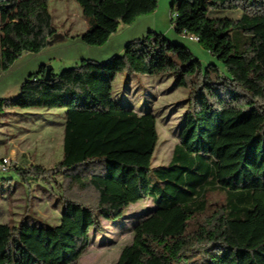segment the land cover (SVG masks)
<instances>
[{
  "label": "trees",
  "instance_id": "trees-1",
  "mask_svg": "<svg viewBox=\"0 0 264 264\" xmlns=\"http://www.w3.org/2000/svg\"><path fill=\"white\" fill-rule=\"evenodd\" d=\"M50 1L0 0V75L22 52H41L56 36ZM75 1L88 23L81 40L93 46L159 5ZM227 10L239 16H219ZM171 23L222 66H204L186 45L149 31L106 60L84 58L60 72L42 64L16 98L0 99V119L11 108L66 110L63 156L54 167L13 163L0 170L13 171L16 184L54 180L60 222L32 223L29 211L17 225L0 222V264L75 263L91 231L103 230L100 217L121 219L148 197L154 207L134 223V239L114 264H264V0H179ZM122 72L176 76L188 90L179 141L164 167H152L155 113L114 98ZM87 166L93 169L78 170Z\"/></svg>",
  "mask_w": 264,
  "mask_h": 264
},
{
  "label": "rangeland",
  "instance_id": "rangeland-1",
  "mask_svg": "<svg viewBox=\"0 0 264 264\" xmlns=\"http://www.w3.org/2000/svg\"><path fill=\"white\" fill-rule=\"evenodd\" d=\"M174 4V8L172 5ZM179 0H159L157 9L140 16L133 24H122L108 41L100 46L84 43L79 35L88 27L80 5L75 0H51L50 10L57 27V34L38 53L24 51L10 67L0 75V99H14L19 95L22 83L30 73L42 64L50 65L55 72L75 66L84 58L106 60L122 54L127 41L137 38L144 31L160 32L169 41L186 45L203 65L210 63L222 66L197 40L177 34L171 23V13L176 11ZM215 15V14H214ZM219 16L238 17L232 11L220 12ZM87 26V27H85ZM139 36V35H138ZM176 76L119 73L114 81V98L135 110L153 111L157 116L158 144L154 153L153 168L166 166L179 141L180 123L187 105L188 90L177 86ZM64 108L8 109L0 119V158L6 157L13 163L29 164L43 168L54 167L63 156ZM92 166L82 167L81 172H90ZM17 176L13 171H0V222L17 225L24 213L34 216L42 224L55 225L61 217V189L54 182L39 180L23 183L9 179ZM61 183L63 178H56ZM93 198V192H89ZM213 198H221L214 194ZM154 207L152 197L131 204L125 216L118 220L102 217L103 230L91 231V243L72 264H114L122 248L134 239V223L149 215Z\"/></svg>",
  "mask_w": 264,
  "mask_h": 264
},
{
  "label": "built area",
  "instance_id": "built-area-1",
  "mask_svg": "<svg viewBox=\"0 0 264 264\" xmlns=\"http://www.w3.org/2000/svg\"><path fill=\"white\" fill-rule=\"evenodd\" d=\"M190 38L197 40L196 37H190ZM9 165H10L9 159L6 157H2L0 160V170H6Z\"/></svg>",
  "mask_w": 264,
  "mask_h": 264
},
{
  "label": "crops",
  "instance_id": "crops-1",
  "mask_svg": "<svg viewBox=\"0 0 264 264\" xmlns=\"http://www.w3.org/2000/svg\"><path fill=\"white\" fill-rule=\"evenodd\" d=\"M85 27H87V26H85ZM82 33H83V32H81L80 35H81ZM143 33H145V32L142 31V32L138 33L136 37H140V36L144 35ZM80 35H79V38L81 39ZM138 35H139V36H138ZM50 42H51V41H50Z\"/></svg>",
  "mask_w": 264,
  "mask_h": 264
},
{
  "label": "water",
  "instance_id": "water-1",
  "mask_svg": "<svg viewBox=\"0 0 264 264\" xmlns=\"http://www.w3.org/2000/svg\"><path fill=\"white\" fill-rule=\"evenodd\" d=\"M50 72V68L47 69V74Z\"/></svg>",
  "mask_w": 264,
  "mask_h": 264
}]
</instances>
